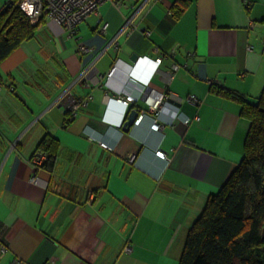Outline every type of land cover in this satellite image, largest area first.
Returning <instances> with one entry per match:
<instances>
[{"label": "crops", "instance_id": "1", "mask_svg": "<svg viewBox=\"0 0 264 264\" xmlns=\"http://www.w3.org/2000/svg\"><path fill=\"white\" fill-rule=\"evenodd\" d=\"M177 1L105 2L72 35L42 17L0 63V264H178L242 159L249 122L211 86L259 96L264 0H187L173 21ZM156 93L164 107L150 111ZM131 111L142 119L124 130ZM46 134L51 173L31 160Z\"/></svg>", "mask_w": 264, "mask_h": 264}, {"label": "trees", "instance_id": "2", "mask_svg": "<svg viewBox=\"0 0 264 264\" xmlns=\"http://www.w3.org/2000/svg\"><path fill=\"white\" fill-rule=\"evenodd\" d=\"M8 0L0 8V63L22 42L31 40L38 24H32ZM8 5V6H7ZM187 0L172 7L177 20ZM211 91L239 104L240 116L249 122L242 159L223 185L207 196L203 209L187 232L178 264H264V86L255 100L218 85ZM66 112V123L70 122ZM58 141L46 134L37 146L45 160L36 170L50 172L55 163Z\"/></svg>", "mask_w": 264, "mask_h": 264}, {"label": "built area", "instance_id": "3", "mask_svg": "<svg viewBox=\"0 0 264 264\" xmlns=\"http://www.w3.org/2000/svg\"><path fill=\"white\" fill-rule=\"evenodd\" d=\"M105 2L112 3L118 7L122 5L121 0H19L17 7L20 8L32 24H38L40 18L43 16L54 21L66 30L69 35H72L77 25L84 21L88 16L98 13L99 6ZM102 28L103 31L105 27ZM78 51L80 54H84V52L88 51V49L80 46ZM160 61L161 57L155 60L157 63H160ZM175 68H177V66H175ZM114 69L115 68H112L110 70L108 77L113 75ZM164 98V94H148L144 97V102L148 105L150 111H158L164 107ZM133 99L134 98L132 96L125 95V97H118L117 101L123 104H128L132 102ZM189 101L193 104H199V100H197L194 96H190ZM78 108L79 103H72V105L69 106L67 112L69 113L68 115L70 119L75 117V113ZM141 119L142 116L139 115L138 118L135 119L134 124L138 125ZM183 122L188 123L189 119L185 118ZM158 128H160L158 123H154L151 126V129L153 130H157ZM99 145L102 148H108V146L103 142H100ZM155 154L157 157L162 159L166 157L165 153L160 150L156 151ZM31 160L32 167L36 170L38 165L45 160V155L37 153L36 151L32 155ZM31 181L36 182L35 176L32 177ZM1 251H4V249L2 248Z\"/></svg>", "mask_w": 264, "mask_h": 264}, {"label": "water", "instance_id": "4", "mask_svg": "<svg viewBox=\"0 0 264 264\" xmlns=\"http://www.w3.org/2000/svg\"><path fill=\"white\" fill-rule=\"evenodd\" d=\"M130 59H131V61L134 62L135 59H136V55H132V57ZM136 116H137L136 112H133V111L130 112V114L128 116V120L126 121L125 124H123L124 125V127H123L124 130H127V128H129L130 126H132L134 124Z\"/></svg>", "mask_w": 264, "mask_h": 264}, {"label": "rangeland", "instance_id": "5", "mask_svg": "<svg viewBox=\"0 0 264 264\" xmlns=\"http://www.w3.org/2000/svg\"><path fill=\"white\" fill-rule=\"evenodd\" d=\"M8 2V0H0V8L5 5Z\"/></svg>", "mask_w": 264, "mask_h": 264}]
</instances>
